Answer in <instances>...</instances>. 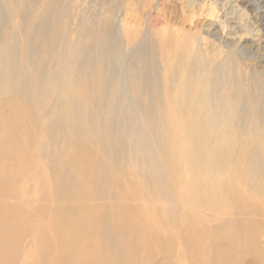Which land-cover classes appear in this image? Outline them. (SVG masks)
Wrapping results in <instances>:
<instances>
[{"label":"rangeland","instance_id":"rangeland-1","mask_svg":"<svg viewBox=\"0 0 264 264\" xmlns=\"http://www.w3.org/2000/svg\"><path fill=\"white\" fill-rule=\"evenodd\" d=\"M9 106L20 151L5 162L20 169L0 200L34 228L74 205L58 183L80 177L78 147L105 222L157 233L135 264H193L195 219L206 264L225 227L254 234L240 264H264V0H0L5 127ZM218 142L236 153L208 172L207 148ZM21 244L30 250L33 234Z\"/></svg>","mask_w":264,"mask_h":264},{"label":"bare ground","instance_id":"bare-ground-1","mask_svg":"<svg viewBox=\"0 0 264 264\" xmlns=\"http://www.w3.org/2000/svg\"><path fill=\"white\" fill-rule=\"evenodd\" d=\"M17 111L15 107H8L10 114L8 118L11 121L7 127L3 120L0 121V193L7 192L16 186L17 173L20 169L15 163L8 165L5 162V156L20 151L19 126L14 122L18 116ZM208 131H203V137L209 133ZM236 136L235 133L234 137ZM191 137L193 141L195 135ZM203 142L206 143L204 138L200 143ZM200 143L195 142L191 148L193 158L195 157L198 161L202 148L198 145ZM209 147L205 169L207 168L209 172L217 165L220 171H224V168L229 165L228 157H233L236 153L233 145L226 146L225 152L221 150L219 142ZM72 158L78 163L80 177L74 183L60 179L58 190L65 191L66 195L73 197L70 199L74 205L56 207L49 218L38 216L37 228L31 226L30 215L0 200V264H16L20 258L23 259V264H135L140 246L149 242V239L155 238L157 233L155 234L152 229L142 230L134 222H123L122 225L117 226L107 224L103 212L89 201L93 181L88 179V172L89 169L92 171L93 165L90 166L88 160L81 156L78 147H73ZM194 161L195 163L192 161L190 163L193 168L197 163L196 160ZM194 174L200 179L198 172ZM197 183L199 184L198 181L192 180L188 189L195 192L198 188ZM45 209L42 208V210ZM192 222L190 227L192 243L186 248V255L189 254L193 258V264H206L207 249L201 245L202 237L195 230L196 219ZM250 232L248 227H240L237 231L231 227L216 230L212 234V239L222 238L225 243L223 247L213 245L215 264H240L242 247L254 238V234ZM28 233L33 234L34 245L30 247V250L23 251L21 238ZM160 248L162 251L165 250L163 246ZM24 252L26 256L23 255ZM122 253L126 255L125 259L119 258Z\"/></svg>","mask_w":264,"mask_h":264}]
</instances>
